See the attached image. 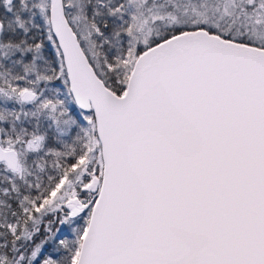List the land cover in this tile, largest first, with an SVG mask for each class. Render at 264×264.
<instances>
[{"label": "snow or ice", "instance_id": "6c2138e0", "mask_svg": "<svg viewBox=\"0 0 264 264\" xmlns=\"http://www.w3.org/2000/svg\"><path fill=\"white\" fill-rule=\"evenodd\" d=\"M0 264H264V0H0Z\"/></svg>", "mask_w": 264, "mask_h": 264}]
</instances>
